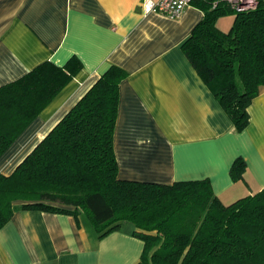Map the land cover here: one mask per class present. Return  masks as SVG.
Instances as JSON below:
<instances>
[{"label":"crops","instance_id":"0c3cea01","mask_svg":"<svg viewBox=\"0 0 264 264\" xmlns=\"http://www.w3.org/2000/svg\"><path fill=\"white\" fill-rule=\"evenodd\" d=\"M141 0H0V86L51 62L81 68L0 157V174L21 160L112 65L119 83L113 147L117 178L172 184L208 179L228 205L264 189V86L241 132L183 56L202 19L143 12ZM244 162L241 176L230 168ZM73 210L72 208H67ZM131 223L98 237L84 211L16 210L0 227V264H139L144 243Z\"/></svg>","mask_w":264,"mask_h":264},{"label":"trees","instance_id":"16d2710c","mask_svg":"<svg viewBox=\"0 0 264 264\" xmlns=\"http://www.w3.org/2000/svg\"><path fill=\"white\" fill-rule=\"evenodd\" d=\"M216 0H194L204 14L181 45L201 81L241 132L247 108L264 86V0L235 13ZM233 13L227 32L217 19ZM44 62L0 86V157L79 71ZM110 66L19 162L0 174V227L16 210L84 211L98 237L131 223L144 243L139 264H264V189L224 205L208 179L172 184L117 178L113 135L119 83ZM244 162L230 168L241 176ZM72 208L73 210H68Z\"/></svg>","mask_w":264,"mask_h":264},{"label":"built area","instance_id":"2783aa9c","mask_svg":"<svg viewBox=\"0 0 264 264\" xmlns=\"http://www.w3.org/2000/svg\"><path fill=\"white\" fill-rule=\"evenodd\" d=\"M194 0H141L140 7L146 14L156 13L165 15L170 18H178L180 14L192 4ZM258 0H216V3L221 2L226 4L235 13L254 9Z\"/></svg>","mask_w":264,"mask_h":264},{"label":"rangeland","instance_id":"374dc122","mask_svg":"<svg viewBox=\"0 0 264 264\" xmlns=\"http://www.w3.org/2000/svg\"><path fill=\"white\" fill-rule=\"evenodd\" d=\"M234 16L233 13H226L217 19V27L223 32H227L232 25Z\"/></svg>","mask_w":264,"mask_h":264}]
</instances>
